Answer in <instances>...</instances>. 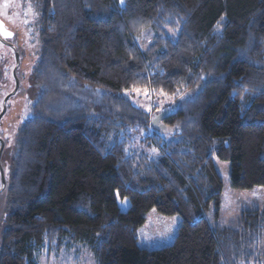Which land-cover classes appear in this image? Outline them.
Returning a JSON list of instances; mask_svg holds the SVG:
<instances>
[{
  "label": "trees",
  "instance_id": "16d2710c",
  "mask_svg": "<svg viewBox=\"0 0 264 264\" xmlns=\"http://www.w3.org/2000/svg\"><path fill=\"white\" fill-rule=\"evenodd\" d=\"M22 7L33 13L24 22L36 61L25 88V53L12 44L15 95L27 94L29 115L10 150L0 132V264H36L47 240L85 246L98 264H264V210L243 211L239 226L222 223L215 162H229L233 189H264V0ZM144 35L148 46L138 43ZM132 89L179 102L163 121L172 140L150 134L149 113L125 96ZM131 131L145 132L158 156L133 152ZM152 210L181 223L171 243L148 249L138 231Z\"/></svg>",
  "mask_w": 264,
  "mask_h": 264
},
{
  "label": "rangeland",
  "instance_id": "374dc122",
  "mask_svg": "<svg viewBox=\"0 0 264 264\" xmlns=\"http://www.w3.org/2000/svg\"><path fill=\"white\" fill-rule=\"evenodd\" d=\"M23 0H0V35L4 40L15 44L20 48L24 55V64L21 66V72L26 74L25 88L28 87V80L31 69L35 63L36 47L33 44L35 38L30 34L26 22L25 15L33 17L30 8L24 9ZM31 21V19H30ZM31 25V22H30ZM31 27V26H30ZM30 29V28H29ZM32 31V28L30 29ZM6 33H11L7 35ZM148 46L151 39L147 35L138 38V43H145ZM16 68V57L13 49L7 46L0 39V114L3 111L5 99L15 91L16 81L14 70ZM29 88V87H28ZM125 96L138 108L146 111L150 115V120L159 115L162 111L171 110L178 106L179 102L164 95H156L149 89H132L125 93ZM28 96L26 93L18 92L17 95L10 98L7 102V112L0 122V132L3 134L4 140L8 143L9 150L14 144L16 134L20 128L23 118L29 115ZM176 102V103H175ZM164 121V120H163ZM162 121V122H163ZM155 130L159 128L151 124L150 134L153 135ZM163 132L166 140H172L174 133ZM132 141V151L136 154L145 152L152 157L158 156L159 152L156 148L149 147L145 143V132H130ZM1 149V148H0ZM216 165L224 183V191L222 195V215L220 217L222 223L232 226H239L243 211L260 209L264 210V189L254 187L250 190H236L230 185V165L229 162L215 159ZM2 182L0 171V186ZM7 184V183H6ZM6 196L0 193V248L2 243V235L5 230V215L7 208ZM121 202V201H120ZM128 202V201H127ZM126 201L121 202L127 205ZM147 223L140 228L139 244L141 247L148 249L159 248L173 241L175 233L181 223L179 216H161L155 210H152L147 217ZM262 252L261 260L264 262V243L259 246ZM36 264H98L97 260L88 248L82 245L74 246L71 249L65 246H59L57 241L47 240L43 247L35 254Z\"/></svg>",
  "mask_w": 264,
  "mask_h": 264
},
{
  "label": "water",
  "instance_id": "95a60500",
  "mask_svg": "<svg viewBox=\"0 0 264 264\" xmlns=\"http://www.w3.org/2000/svg\"><path fill=\"white\" fill-rule=\"evenodd\" d=\"M0 39L2 40V42L4 44H6L7 46H9L10 48H12L15 52V57H16V68L14 70V77H15V80H16V89L15 91L10 94L4 101V105H3V111L2 113L0 114V121L2 120V118L5 116L6 112H7V102L9 100V98L12 96V95H15L18 91V88H19V79L17 77V69L20 65V55H19V52H18V49L16 46L10 44L9 42H7L6 40H4L2 38V36L0 35ZM171 113V110H166V111H162L159 115H157L155 118H153L151 120V124L154 126V127H157L159 128L160 130H162L163 132H165L167 130V126L162 122L163 120H165L168 115ZM1 143H2V146H1V149H0V171H1V176H2V190L5 188L6 186V178H5V173H4V170L2 168V165H1V156H2V153H3V150H4V147H5V143L3 140H1Z\"/></svg>",
  "mask_w": 264,
  "mask_h": 264
},
{
  "label": "snow or ice",
  "instance_id": "6c2138e0",
  "mask_svg": "<svg viewBox=\"0 0 264 264\" xmlns=\"http://www.w3.org/2000/svg\"><path fill=\"white\" fill-rule=\"evenodd\" d=\"M7 35H11V33H6ZM117 197H119V193H117Z\"/></svg>",
  "mask_w": 264,
  "mask_h": 264
}]
</instances>
